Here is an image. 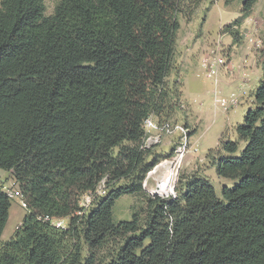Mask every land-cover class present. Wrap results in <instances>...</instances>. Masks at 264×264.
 Returning <instances> with one entry per match:
<instances>
[{
	"label": "trees",
	"instance_id": "1",
	"mask_svg": "<svg viewBox=\"0 0 264 264\" xmlns=\"http://www.w3.org/2000/svg\"><path fill=\"white\" fill-rule=\"evenodd\" d=\"M257 1L242 0L221 27L233 44ZM180 2L57 0L46 14L43 0H0V169L26 209L0 240V264H264V62L236 138L223 132L206 152L233 185L218 194L192 173L174 197L142 186L159 160L144 145V120L174 122L181 107L182 83L168 80ZM4 185L0 236L10 206ZM100 186L105 193L78 214L84 194ZM123 195L145 204L116 221Z\"/></svg>",
	"mask_w": 264,
	"mask_h": 264
},
{
	"label": "rangeland",
	"instance_id": "2",
	"mask_svg": "<svg viewBox=\"0 0 264 264\" xmlns=\"http://www.w3.org/2000/svg\"><path fill=\"white\" fill-rule=\"evenodd\" d=\"M46 14H50L57 0H43ZM195 0H181L180 14L178 15L180 27L176 34L174 45L173 63L177 69L181 70L186 78V85L183 88L180 110L173 119L177 125H186L189 130H193L189 138L188 150L185 152L179 171L177 190L181 189L184 177L189 176L183 168L194 164L202 165L198 168L202 174L213 184L216 192L220 193L223 185L232 186L233 180L219 177L213 167H209L204 156L208 149L214 148L218 143L220 133L228 129L230 137L236 138L233 130L237 123L242 122L243 114L251 106L253 92L259 85L262 78V64L264 62V0H258L251 13L239 28L240 45H234L228 55L226 49L232 44L230 35H222L221 27L230 23L240 14L242 0H234L229 5H225L223 0H202L197 8L193 9ZM193 9V11H192ZM215 51L217 55L225 59L226 63L233 65L232 70L222 67L217 74L218 82L215 83L205 75V68L202 59L211 55ZM176 68L172 67L168 80L178 78ZM239 69L240 82L224 91L221 87L220 79L229 72L237 74ZM225 72V73H224ZM190 74L196 75L203 80L208 93L204 96L196 95L197 92L191 87ZM226 76V75H225ZM180 82V81H179ZM244 91V94H243ZM229 97L234 93L240 98V103L227 110L214 107V95ZM155 121V119H153ZM192 128V129H190ZM151 134H157L156 129L150 128ZM180 137V132L175 130L172 135L160 134V141L153 143L152 153L158 157L157 163L168 158L171 146ZM150 144L151 141H148ZM244 144L241 142L239 149ZM165 165H160L159 170H165ZM163 173V171H162ZM191 174V173H190ZM153 176L149 179V190L154 189ZM0 182L9 186L13 181L9 172L0 169ZM175 189V188H174ZM140 195H123L114 204L113 214L116 221L131 219L134 212L140 211L144 206ZM26 213L25 207L21 204L19 196L10 197L8 217L3 228L0 240H7L13 236L15 229L21 223ZM114 245L110 249H112ZM86 249H84V256Z\"/></svg>",
	"mask_w": 264,
	"mask_h": 264
},
{
	"label": "built area",
	"instance_id": "3",
	"mask_svg": "<svg viewBox=\"0 0 264 264\" xmlns=\"http://www.w3.org/2000/svg\"><path fill=\"white\" fill-rule=\"evenodd\" d=\"M202 64L205 68V75L213 82L217 83V74L218 71L225 66L226 69L232 70L233 65L228 62L226 63L225 59L221 56L217 55L215 51H212L211 55H207L202 59ZM244 94V91H243ZM214 107L221 108L222 110H227L230 107L237 105L240 103V98L236 96L234 93H231L229 97L221 96L218 93L214 95ZM144 128L146 131V139H145V146L149 147L153 145V143H158L160 141V134L165 133L166 135H172L175 130L180 132V137L177 140H174L173 143L174 148L172 149L171 154L168 158H165L163 163L155 164L148 172L146 173L143 181L142 186L145 190H147L150 194L159 195L162 198H170L176 195V185L178 182L179 171L181 169V161L188 150L189 146V128L186 125H177L173 122H165L162 125L158 126L151 116L147 117L144 120ZM150 128H154L157 131V134H151ZM148 141H151L149 144ZM165 170H159L157 172L160 165H165ZM163 171V173H162ZM153 176L154 178V189L149 190V179ZM13 181V180H12ZM167 181L168 185L162 189V184ZM175 188V189H174ZM4 189L6 190L9 197L15 195L19 196V190L17 188L16 183L13 181L9 186L6 184L4 185ZM105 191L103 187L100 186L96 192L88 191L84 194L81 200V207L82 210L78 212V214L83 213L88 207L90 206L93 198L98 195L104 194ZM22 206H25V203L21 201ZM44 220L51 221L56 228H65L66 227V220L59 218V219H50L48 216L44 217Z\"/></svg>",
	"mask_w": 264,
	"mask_h": 264
},
{
	"label": "crops",
	"instance_id": "4",
	"mask_svg": "<svg viewBox=\"0 0 264 264\" xmlns=\"http://www.w3.org/2000/svg\"><path fill=\"white\" fill-rule=\"evenodd\" d=\"M251 16V15H250ZM249 16V17H250ZM249 17H247V18H249ZM246 18V19H247ZM245 19V20H246ZM244 20V21H245ZM222 35H224V34H226V33H222V32H220ZM228 35V34H227ZM234 45H240V44H231L230 45V47L228 48V49H226V51H227V53H228V55H230V49L232 48V46H234ZM174 55V54H173ZM173 58H174V56H173ZM172 67H175L176 68V66L174 65V63H173V59H172ZM181 69V68H180ZM180 69H177L176 68V72H177V76H178V78L177 79H179L180 80V82L182 83V85H181V97H180V99H182V92H183V88H185V85H186V78H185V76L184 75H182V73H181V70ZM239 69H238V72H237V74H231V73H229V72H227V73H225V75L222 77V79H220V84H221V87L219 86V90L221 89L222 91H224L225 89H227V88H231V87H233L234 85H236L238 82H240V78H239ZM190 79H191V87H193V89H194V91L195 92H197L196 93V95H198V96H204V95H206L207 93H208V91L206 90V87H205V84H204V82H203V80H201V79H199L196 75H192V74H190ZM231 108V107H230ZM187 123V125L189 124L188 122H186ZM238 124V123H237ZM236 124V125H237ZM235 125V126H236ZM189 126V125H188ZM234 126V127H235ZM190 129H192V128H190ZM194 129H192V131H193ZM233 130H234V128H233ZM223 132H227L228 134H229V132H228V129L226 128V129H224L221 133H220V135L223 133ZM192 134V133H191ZM190 134V136H189V138H191V135ZM220 135H219V138H220ZM219 138H218V141H219ZM217 145H218V143H217ZM217 145L215 146V147H217ZM214 147V148H215ZM211 149V148H210ZM209 150V149H208ZM207 150V151H208ZM205 156H206V153H205ZM205 156H204V163H205V161H206V159H205ZM202 166V165H201ZM200 165H198V164H194V165H191V166H187V167H184L183 168V170H184V172H186L187 174H189L190 175V173L192 174V173H198V174H202V172H201V170H198V168L199 167H201Z\"/></svg>",
	"mask_w": 264,
	"mask_h": 264
},
{
	"label": "bare ground",
	"instance_id": "5",
	"mask_svg": "<svg viewBox=\"0 0 264 264\" xmlns=\"http://www.w3.org/2000/svg\"><path fill=\"white\" fill-rule=\"evenodd\" d=\"M167 185H168V183H167V181H165V182L162 184V189H164Z\"/></svg>",
	"mask_w": 264,
	"mask_h": 264
},
{
	"label": "clouds",
	"instance_id": "6",
	"mask_svg": "<svg viewBox=\"0 0 264 264\" xmlns=\"http://www.w3.org/2000/svg\"><path fill=\"white\" fill-rule=\"evenodd\" d=\"M190 136V135H189ZM172 151L169 152V155L171 154ZM157 164V163H156Z\"/></svg>",
	"mask_w": 264,
	"mask_h": 264
}]
</instances>
